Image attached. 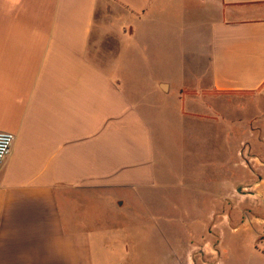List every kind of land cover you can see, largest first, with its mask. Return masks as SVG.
Wrapping results in <instances>:
<instances>
[{"label": "crops", "instance_id": "crops-1", "mask_svg": "<svg viewBox=\"0 0 264 264\" xmlns=\"http://www.w3.org/2000/svg\"><path fill=\"white\" fill-rule=\"evenodd\" d=\"M263 131L264 0H0V264H227L183 243L209 213L264 264V170L211 171Z\"/></svg>", "mask_w": 264, "mask_h": 264}, {"label": "rangeland", "instance_id": "rangeland-1", "mask_svg": "<svg viewBox=\"0 0 264 264\" xmlns=\"http://www.w3.org/2000/svg\"><path fill=\"white\" fill-rule=\"evenodd\" d=\"M198 4H199V7L204 6V5H201L200 3ZM190 5L191 4L187 2L188 8L189 7L191 8ZM220 109H222V107H220ZM258 133H261V137L264 138V131L257 132V134ZM174 149H175L174 147L167 148L168 155L177 156L178 158V154L175 153ZM216 149L218 148H214V163H218L216 165L217 168L222 167L224 168V170L222 171V173H219L221 172V170H215V168H214V171L211 170L212 171V184H213V188L215 189V193H217L219 190L220 191L225 190L227 188V185L233 186L240 181H245L244 184H247L245 188L246 189L245 192H250L251 190H253L252 188L256 186L255 183L256 182L259 183L258 182L259 176H263V173H262V171L264 170L263 163L253 160L250 157V154L244 155V150L247 148H243V151L240 152L239 158H237V155H238L237 149L235 150V152L233 151L232 148H230L228 152L225 150L223 153L224 156H221L218 153L219 150H216ZM256 149H264V147L263 146L257 147ZM243 156L245 158L244 165L246 169L239 166L240 161L238 159L240 158L243 159L242 158ZM228 159H229L228 166H225L227 164V161H226V164H224L223 166V162ZM202 162L203 160L202 158H200L197 163L199 164ZM208 177H210V172H209ZM248 185H251V186H248ZM260 191L264 192V187L261 188ZM185 197L188 203L191 202V199L193 198V196H190V194H187ZM257 200L259 203L264 204V194L261 196H258ZM183 214H186L189 216V215H195L196 212L185 211L183 212ZM209 214L204 217L199 216L198 219L196 220H194V218L192 217H189V219L183 223L182 236H183L184 245L186 247L194 249L195 251L196 249L201 250L202 248H199L198 245L204 246L206 245V243L210 242L211 238H209V236L211 234V229L213 228L212 229L213 231L214 228L219 227L221 236L222 237L225 236L224 237V242H225L224 247H225V250H227V253L229 254V257H227V264H254L255 262L254 260H248L250 258L244 259V258L238 257L240 250L238 248L237 242L234 241V239H232L233 237L229 232L226 234L224 233L226 228L223 226V223H221V226H218L220 225V221L217 220L218 217L216 218L215 224L212 225L213 224L212 222L214 221V217L212 218L211 213ZM198 254H201V253H198L197 251L195 252V256H194L195 257L194 260L197 262V264L200 263L199 258L197 257ZM212 264H216V263L212 262Z\"/></svg>", "mask_w": 264, "mask_h": 264}, {"label": "built area", "instance_id": "built-area-1", "mask_svg": "<svg viewBox=\"0 0 264 264\" xmlns=\"http://www.w3.org/2000/svg\"><path fill=\"white\" fill-rule=\"evenodd\" d=\"M16 136L10 132H0V168L10 155Z\"/></svg>", "mask_w": 264, "mask_h": 264}, {"label": "trees", "instance_id": "trees-1", "mask_svg": "<svg viewBox=\"0 0 264 264\" xmlns=\"http://www.w3.org/2000/svg\"><path fill=\"white\" fill-rule=\"evenodd\" d=\"M190 93L196 94V92H190Z\"/></svg>", "mask_w": 264, "mask_h": 264}]
</instances>
